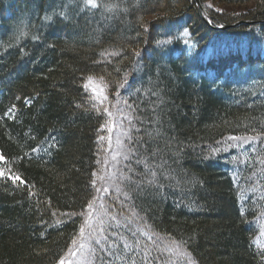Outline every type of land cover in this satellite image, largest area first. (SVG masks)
<instances>
[{
    "label": "trees",
    "instance_id": "obj_1",
    "mask_svg": "<svg viewBox=\"0 0 264 264\" xmlns=\"http://www.w3.org/2000/svg\"><path fill=\"white\" fill-rule=\"evenodd\" d=\"M96 3L117 7L0 0V117L15 105L14 119H0V153L27 182L0 178V264H58L86 219L82 264H128L112 254L125 245L136 264L146 247L152 257L178 259L155 246L172 247V240L187 242L194 264H264L255 244L264 200L244 194L264 192V0H204L215 27L258 22L226 30L210 28L194 0ZM89 75L110 85L113 103L119 84L129 81L121 104L109 105L111 116L90 107L83 88ZM105 122L111 133L98 132ZM118 131L120 152L135 154L110 173L103 161ZM229 136H259L237 171L222 158ZM144 158L147 172L136 163ZM97 170L116 176L97 181L101 193L91 185ZM122 174L130 179L121 181ZM99 195L92 216L81 215Z\"/></svg>",
    "mask_w": 264,
    "mask_h": 264
},
{
    "label": "snow or ice",
    "instance_id": "obj_2",
    "mask_svg": "<svg viewBox=\"0 0 264 264\" xmlns=\"http://www.w3.org/2000/svg\"><path fill=\"white\" fill-rule=\"evenodd\" d=\"M84 3H85L86 7H90L93 9L103 6V7H105L106 10H112L113 8L117 7L116 5H98L96 3V0H84ZM207 7L211 8L212 5L209 4V5H207ZM45 20H51V17L46 15ZM183 35L190 36V33L188 32L187 29H185ZM185 44L189 47V49H195L197 46L196 42H193L192 44L189 45L188 41H185ZM136 55L139 56L140 54L137 53ZM117 71H119V69H117ZM128 83H129V81L126 79L119 84V88L116 91L117 99H116L115 103H113L111 100H109L107 90L110 87V85L107 82H105L103 77H100L99 82L96 83L94 81V77L89 75L87 77L84 85H83V88H84L86 93H90V101H89L90 107L92 109H95L98 113L102 111L105 115L111 116L112 113L110 111L109 105H111L112 107H116L117 105L121 104V101L123 100V96H122V93L120 90L125 89L126 86L128 85ZM123 102L125 104L127 103L126 100H124ZM24 103H25V105H28V104H30V100L26 98L24 100ZM98 105H102L103 107L102 108L98 107ZM77 106L80 107L82 105H77ZM128 106L131 107V105H128ZM4 118H12V119L15 118V105H13L11 108L8 109V111L4 114V117H0V119H4ZM105 129H107V131L109 133H111V131H112V129L110 127H108L107 122H105V124H102L100 129H98V132H103ZM136 131L139 132L140 129L137 128ZM125 135L127 136V134H125ZM104 139H105V137L103 135L98 136V142L103 141ZM127 139H128L129 144H131L133 142V137L127 136ZM227 139L231 140V141H242L243 143H249L251 141L258 140L259 136H243V137L229 136ZM217 143H220V142L218 141ZM117 144L122 145V141L120 140L119 137L117 138ZM52 146L55 147V145H52ZM124 147H126V146H124ZM109 148H111V137H109ZM32 151L38 152L39 149L33 148ZM101 151L106 152L107 150L101 149ZM129 153H132L134 155L135 150H133L131 148H127L126 151H124L122 153H118V154L122 155L123 160H130L132 157L129 155ZM145 159L146 158L137 159L136 163L137 164H144L145 171L147 172L151 168V165L148 163H145ZM233 159H235V157ZM113 160L116 161V155L113 156ZM8 163H9V161L7 160L5 155L0 153V166H2V167H0V178H5L7 180H11L12 183L14 185H17V186L26 185L27 182L18 173L13 172V170L10 167H7ZM97 163H100V161L98 160ZM103 163L105 165H107L108 160L105 159L103 161ZM117 163H119V161H117ZM164 163H166V161L162 162L160 165H157V166L162 168ZM261 163H264V161H261ZM125 167L128 168L129 172L134 171V169L131 167L130 164L125 165ZM92 175H93L94 179L91 181V185H92V188L95 190L96 193H101V191H102L101 187H99L97 185L98 180L111 182L115 179V176L105 177V176L101 175L99 170L93 171ZM165 175L167 176V173H165ZM151 176H152V180L149 181V183L155 182L157 172L154 170L151 171ZM129 179L130 178L124 174H122L120 177L121 181L129 180ZM17 182H19V183L17 184ZM137 188H139V184H137ZM108 191H109L108 187L103 188L104 193H107ZM115 191L117 193L122 192V189L118 184L115 186ZM29 194H30V196L32 195L31 192ZM123 195H124L125 199L131 198L129 196L128 192H123ZM99 198L100 197H98V196H93V199L88 202V204L83 209L81 215H86L87 217H91L93 214V210L95 208V201ZM54 215H55V213H54ZM64 215H74V214L64 213ZM241 215H243V213H241ZM86 226H89L88 219H86L84 221V224L79 229L78 237L81 239L84 237ZM136 231H139L141 233V235L144 234V229L142 227H138L136 229ZM158 239H159V237H158ZM149 240H151V236H149ZM96 243L100 244L101 241L97 240ZM171 244L173 245L172 247H168L167 244H161V243H157L155 246H156V249L158 251H160L161 253L166 251L169 253L170 257L175 256L178 259L165 260V259H162L161 257H152L151 250L146 247L143 250V255L140 257L141 264H178V261H183V260H186L188 262V264H194V261H192V258H191V254L187 253L184 250L186 247V244H187L186 241L177 242L175 240H172ZM72 245H73V247L69 249L68 255L76 256L77 255V251H76L77 237L73 238ZM78 247H79V249H84L85 245H84V243L81 242V243H79ZM107 247L109 249L115 248V246L113 244H109V245H107ZM137 247H139L138 243H137ZM131 250H132L131 246L125 245V248L123 250V254L118 253L116 251H113L112 254L115 256V259L117 261H128V264H136V262H137L136 256H132L130 258L127 256V253L130 252ZM95 253H96V249L91 248L90 249V255L94 257ZM260 255H261V258L264 259V251H262L260 253ZM83 259H88V257H83ZM58 264H71V261H68L66 259V257H61L60 260L58 261ZM102 264H109V262L102 260Z\"/></svg>",
    "mask_w": 264,
    "mask_h": 264
},
{
    "label": "rangeland",
    "instance_id": "obj_3",
    "mask_svg": "<svg viewBox=\"0 0 264 264\" xmlns=\"http://www.w3.org/2000/svg\"><path fill=\"white\" fill-rule=\"evenodd\" d=\"M200 5H202L204 7V0H198ZM207 1V0H205ZM195 3V1H194ZM196 5V8H197V4L195 3ZM218 7H221V6H218ZM251 7V4H248L246 7H243V8H249L250 9ZM206 13H207V8L204 7ZM229 9V8H227ZM240 9V7L238 8ZM198 11V9H197ZM208 14V13H207ZM211 21V20H210ZM242 21H245V20H240V21H237V23H240ZM240 25H245L247 26L246 24H240ZM238 25V26H240ZM219 26V24H218ZM120 138V132L118 131L117 135H113L112 137V144H111V148H110V151L108 153V156H107V160H108V168L109 170H111L110 173H113L114 169H118L119 165H120V160H122V155H119L118 153H121L120 152V145L117 144V138ZM225 144H229V148H228V152L224 153L222 155V158H224L226 160V162L228 163V165H230L234 171H237L239 170L241 167L245 166V163L247 162V155L248 153L251 151V148L254 147V144L256 143V141H251L249 143H243L242 141H231V140H228L226 139ZM116 155V161L113 160V156ZM235 157V159H233ZM117 161H119V163H117ZM112 176H115V174H113ZM116 177V176H115ZM253 181H257L258 178H249ZM238 185L240 183L237 182ZM108 187H109V184H108ZM254 188V187H253ZM244 194L245 195H254L255 198L257 199L256 202H261L264 200V192L263 190H259V193L258 192H254L252 191L251 189H245L244 191ZM100 197V195H99ZM95 202H97V205L98 202H103L102 201V198H99L97 199ZM100 216L102 218H104L102 212H100ZM258 234L255 238V244L262 250L264 251V225L263 224H258ZM95 242L96 240L98 239L97 236L95 235L93 238H92ZM84 243L85 247L87 248V239H86V235L84 234V237L81 239V238H77V246H76V251H77V255L76 256H71V255H68L66 256V259L68 261H71V264H82V261H83V257L84 255L86 254L87 249H79L78 245L79 243ZM73 247V246H72Z\"/></svg>",
    "mask_w": 264,
    "mask_h": 264
},
{
    "label": "water",
    "instance_id": "obj_4",
    "mask_svg": "<svg viewBox=\"0 0 264 264\" xmlns=\"http://www.w3.org/2000/svg\"><path fill=\"white\" fill-rule=\"evenodd\" d=\"M195 3L197 4V9H198V13L201 17V19L211 28H214V26L212 25L211 23V18L210 16L206 13L204 7L202 5H200L199 1L198 0H194ZM255 23H258V22H253V21H242L240 23H235L233 25H225V24H222L220 23L218 27H216L217 29H220V30H226V29H229V28H232V27H235V26H238L240 24H246V25H251V24H255Z\"/></svg>",
    "mask_w": 264,
    "mask_h": 264
}]
</instances>
